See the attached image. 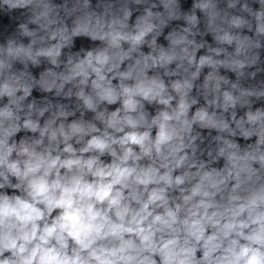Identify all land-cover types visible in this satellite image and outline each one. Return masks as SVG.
<instances>
[{"label":"clouds","instance_id":"obj_1","mask_svg":"<svg viewBox=\"0 0 264 264\" xmlns=\"http://www.w3.org/2000/svg\"><path fill=\"white\" fill-rule=\"evenodd\" d=\"M0 19V264H264V0Z\"/></svg>","mask_w":264,"mask_h":264}]
</instances>
